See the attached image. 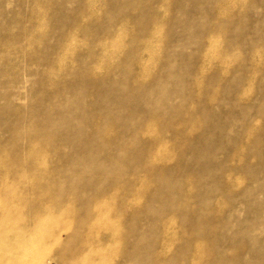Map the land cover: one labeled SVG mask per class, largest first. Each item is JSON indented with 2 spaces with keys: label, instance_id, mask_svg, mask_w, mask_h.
I'll return each instance as SVG.
<instances>
[{
  "label": "rangeland",
  "instance_id": "obj_1",
  "mask_svg": "<svg viewBox=\"0 0 264 264\" xmlns=\"http://www.w3.org/2000/svg\"><path fill=\"white\" fill-rule=\"evenodd\" d=\"M0 39V69L26 82L28 105L59 109L38 131L51 149L35 148V172L59 190L35 195L47 233L59 222L74 237L96 228L100 203L107 226L89 233L91 255L149 264L167 226L165 264H187L183 240L201 230L216 242L197 238L208 259L194 264H220L223 253L252 264L264 247V0H0ZM212 211L220 218L202 227Z\"/></svg>",
  "mask_w": 264,
  "mask_h": 264
},
{
  "label": "bare ground",
  "instance_id": "obj_2",
  "mask_svg": "<svg viewBox=\"0 0 264 264\" xmlns=\"http://www.w3.org/2000/svg\"><path fill=\"white\" fill-rule=\"evenodd\" d=\"M103 28H97L94 32H103ZM1 40V39H0ZM52 51L55 47L52 45ZM92 65H102L99 60L93 57L88 59ZM7 75V74H6ZM5 75L3 68L0 69V264H44L43 257L58 254L61 251L65 257L59 264H128L127 256L123 255L122 260L113 263L105 255H91V250L95 247L93 240H90L89 233L101 232L107 224L108 219L101 213L100 203H91L92 211L96 219H99L97 227L81 225L80 229L85 231L84 234L74 237L73 234L65 229L64 224H56L51 233H47L46 227L51 224L48 217L42 214L45 211L44 203L36 199L35 195L38 190L44 189L45 193H54L51 181L54 179L48 177L42 179L35 171L39 165L41 154L35 150L36 145L40 144L44 148L51 149V141L47 136L39 137V130H49L53 127L50 123L51 115L59 109L53 105H48L47 110L37 115V110L33 105H28L27 84L25 81L18 79L17 74L10 73ZM77 78L88 80L87 75H78ZM96 82H98L96 80ZM80 84V82H79ZM83 86L85 84L81 83ZM87 87V86H86ZM49 97H61L52 86H44ZM98 92L94 93L96 95ZM30 94V93H29ZM139 134V133H138ZM144 133L143 135H145ZM109 141L113 137L107 138ZM111 139V140H110ZM158 142V140H153ZM149 147V146H148ZM53 150V149H52ZM58 149L53 150V155L58 156ZM140 157H138L139 159ZM154 158V157H153ZM152 158V159H153ZM112 161L110 158H106ZM156 159V158H155ZM62 161L59 160V163ZM160 166L167 164L166 158H158ZM149 174H154V169L148 168ZM136 177L128 181L130 188L134 186ZM139 181V180H138ZM221 181V180H219ZM127 185V188H128ZM226 189L232 190L230 180L224 181ZM68 188H72V185ZM182 196H191L192 190L186 186L180 189ZM230 191L227 192L230 193ZM98 192V191H97ZM143 192L137 191V195ZM59 194V193H58ZM179 194V195H180ZM194 210V209H193ZM187 212L186 218L192 226H195L199 220L194 211ZM46 212V211H45ZM186 213V212H185ZM46 214H49L46 212ZM91 215L88 216V218ZM220 216L216 211H212L208 217L205 216L202 227H208L207 221L219 219ZM209 224V223H208ZM80 223L78 224V226ZM62 227V228H61ZM203 228V229H204ZM106 236L116 239L114 233L110 231L103 232ZM64 236L66 241H62ZM90 237V238H89ZM167 226L162 228V234L157 242V251L153 250L148 253L149 264H165L173 257L172 246L174 240L167 238ZM174 238V237H173ZM184 238V237H183ZM198 240H213L216 242V236L212 232L202 231L191 233L184 238L185 249L182 259L185 263L194 264L197 261L207 260L206 249L203 246L194 245ZM92 239V238H91ZM219 242V239H217ZM243 251V248L239 249ZM154 254H153V253ZM264 247L252 255V264H264ZM252 253V251H251ZM171 255V257H170ZM220 264H229L234 256L230 254L227 258L226 253L222 254ZM53 259V257H52Z\"/></svg>",
  "mask_w": 264,
  "mask_h": 264
}]
</instances>
